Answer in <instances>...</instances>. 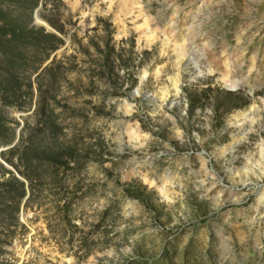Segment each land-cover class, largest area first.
<instances>
[{
    "label": "rangeland",
    "instance_id": "obj_1",
    "mask_svg": "<svg viewBox=\"0 0 264 264\" xmlns=\"http://www.w3.org/2000/svg\"><path fill=\"white\" fill-rule=\"evenodd\" d=\"M43 5L65 45L30 80L53 58L72 65L51 104L64 119L57 142L75 134L98 160L76 175L88 190L71 213L77 229L59 224L56 196L42 189L0 225V264H264V0H40L29 26L52 32ZM105 23L115 47L132 43L136 83L110 95L94 76L76 94V72L90 65L79 45ZM182 89L199 99L190 113ZM35 100L3 108L8 127L19 123L12 145L34 124Z\"/></svg>",
    "mask_w": 264,
    "mask_h": 264
},
{
    "label": "trees",
    "instance_id": "obj_2",
    "mask_svg": "<svg viewBox=\"0 0 264 264\" xmlns=\"http://www.w3.org/2000/svg\"><path fill=\"white\" fill-rule=\"evenodd\" d=\"M39 1L0 0V147L7 148L0 152V225L17 222L21 205L27 209L35 195H38L37 192L44 189L56 196L53 208L59 224L77 229V225L71 222V213L74 205L78 204L77 199L81 200L88 190L76 179V175L84 168L87 160L98 159H93L96 157H92L88 149L81 147L80 140L75 139V134L72 142H57L64 119H60V114L54 112L51 104L58 103L56 93L60 79L67 68L72 70V65L68 63L67 66L62 60L55 61L53 58L36 75V82L30 80V76L38 72L49 60L50 55L65 45L62 36L66 32L61 25H56L43 14L44 5L38 15L53 31H47L42 26H29L33 22V13L39 6ZM110 26V23H105L100 29L102 34L97 37L98 41L89 39L86 45H79L90 65L87 66L85 75L76 72L79 79L72 83L76 94H79L84 84L87 85L84 90L89 94L87 90L93 86L94 76L102 79L110 95H122L120 90L124 80L129 83L127 90L135 85L136 79L127 70L129 62L132 61V43L121 40V45L115 47L111 43L113 31ZM124 43H129L127 51L123 47ZM123 52L127 53V57L123 58ZM92 56L95 59H91ZM73 58L74 55L66 60L69 62ZM33 60L37 61V66L28 70V61ZM144 62L140 59L138 67ZM118 68L122 70L123 75H119ZM41 75H47V81L40 82ZM182 91L187 93L186 89ZM206 92L202 93V96L206 97ZM228 95L233 98V95ZM34 97V124L32 127L27 124L22 126L20 138L12 145L16 136L14 128L18 127L19 123L14 121V127H8L2 110L4 107L28 110ZM103 102L102 100L101 103ZM186 104L190 113L199 104V99L190 98L186 94ZM235 104L233 103L234 108L239 107ZM101 107V104L93 107L94 116L101 114ZM67 115L73 120L78 117L81 122L86 118L85 115L75 113V110L67 112ZM37 136H42L43 139L36 142ZM46 138L48 141L45 142ZM100 150L95 154L100 155ZM67 171L72 172L70 180L65 176ZM124 192L131 198L138 199V190L131 192L126 188ZM106 214L107 209L102 215Z\"/></svg>",
    "mask_w": 264,
    "mask_h": 264
}]
</instances>
